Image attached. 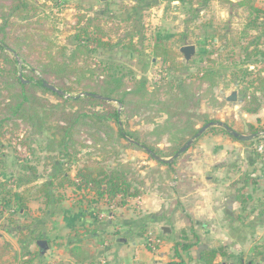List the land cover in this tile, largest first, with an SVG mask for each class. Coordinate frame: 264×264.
I'll list each match as a JSON object with an SVG mask.
<instances>
[{
	"label": "crops",
	"instance_id": "crops-1",
	"mask_svg": "<svg viewBox=\"0 0 264 264\" xmlns=\"http://www.w3.org/2000/svg\"><path fill=\"white\" fill-rule=\"evenodd\" d=\"M248 1L207 0L192 7L186 5V10L177 14L183 17L182 22L193 15L196 28L233 30L238 35L246 30L250 18ZM251 1L264 10V0ZM170 3L183 5L178 0ZM241 112L247 124L245 131L238 133L244 131L240 134L249 136V126L263 129L264 106L257 114ZM213 127L214 131L207 130L172 161V168L164 166L157 174L151 172L153 166L141 171L137 175L140 184L136 183L140 195L124 205L121 198L109 204L93 195L85 197L86 193H79L74 184L59 185L55 180L59 174L46 161L45 150L37 160L22 150V145L14 148L18 154L14 149L12 153L8 135L0 152V180L16 179L23 163L37 165L35 181L12 191L27 198L34 220L43 216L42 220L47 219L39 231L48 241L41 240L39 233L31 236L26 230L30 215L13 200L8 214L0 215L5 217L0 225L8 231L0 233V242L11 245L4 260L7 264H18V260L30 264L28 253L32 252L40 256L31 264H200L203 251L216 250L217 264H264V163L256 151L259 138L256 135L253 140L242 141L218 129L224 128L218 124ZM20 152L27 154L22 156L25 158ZM130 160L135 162L137 157ZM81 164L82 160L74 158L65 176L75 182ZM45 184L52 185L54 195L49 205L42 190ZM165 227L169 231H163ZM40 241H46L47 251H42ZM179 242L196 245L176 252L174 245ZM75 246L86 250L90 259L79 263L71 254Z\"/></svg>",
	"mask_w": 264,
	"mask_h": 264
},
{
	"label": "trees",
	"instance_id": "trees-1",
	"mask_svg": "<svg viewBox=\"0 0 264 264\" xmlns=\"http://www.w3.org/2000/svg\"><path fill=\"white\" fill-rule=\"evenodd\" d=\"M9 1L13 4L11 7L12 19L18 17L26 20L28 18L26 14L31 11L26 1ZM178 1L183 5L192 7L207 0ZM137 3L139 6L129 9L124 16H96L88 19L86 26L80 28L74 36L73 49L69 51L68 57L65 54V47L62 46L51 44L49 47L40 48V53L44 52L46 54L45 57L50 60V64L43 63V66L39 67L43 76L36 78L34 69L28 70L29 75L27 76L18 75V73L12 74V77L9 78L10 81L6 82V86L4 85V89L9 96L4 97L0 92L1 98L5 101L2 102L3 105L0 104V152L5 148L3 142L7 139V136H13L16 131H19L17 125L13 127L10 122H15V119L22 120L29 131L26 133L28 137L20 143L22 146L28 147V149L30 148L28 142L30 139L40 137L44 133L50 134L45 140L44 150L47 153L46 161L49 162L52 170L57 171L59 174L55 176V180H59V185L74 184L79 193H86L85 197L93 195L98 199H105L109 204H114L117 199L121 198L120 203L124 205L128 199L136 198L140 195V189L136 186V183H140L135 176L134 163L132 161L124 163L119 153L110 155V151L104 148H101L100 151L96 148L95 151L99 153L91 156L85 154V152L82 153L86 150L85 143L80 141L83 130L91 129L93 131L90 137L98 147H100L104 138H116L118 141L125 142L127 147L144 150L152 159V154L164 159L174 157L179 153L205 125L220 123L218 120H209L207 116L200 117L204 123L202 128H197L193 123V119L198 117L192 108H199L200 103L206 96L211 95L212 90L219 84L216 81L218 72L211 68V65L214 64L211 60H209L206 68L199 69L201 71L197 75L186 77V79L174 75L168 83L165 82L168 78H163L152 86L146 80H136L133 72L124 75L118 67L101 62L95 63L92 60L99 50L114 47L139 55L141 58L146 57L148 49L144 48L141 42H137L136 37H143L140 26L143 13L149 8L157 6L158 0H138ZM247 3L250 18L247 21L246 30H242L240 32L241 35L238 34V36L242 40L255 38L248 44V46L252 45L255 48L252 51L249 50L248 46L243 48L244 60L241 65L246 68L239 71L242 72V76H239L238 72L233 74L232 83L236 84L237 88H241L242 99L240 104L242 111L247 114H257L264 106V74H262L264 69L261 70L260 74L256 73V67L264 62V49L262 48L264 45L262 40V35L264 36V10L255 7L251 0ZM82 19L83 17L80 18L77 25L82 24ZM103 19H107V27L104 26ZM133 21L136 24V28H140L136 30L137 35L133 34L132 31L130 32ZM8 25L6 20L0 26V35L3 36V38L0 36V58H4L8 65L14 67L16 72V70H19V60L12 58L13 56L11 55V57L6 51L18 55V58L23 62L20 68L26 70L30 66L28 65L27 55L23 50L24 45H21L20 48L11 46L10 33L9 31L6 32L9 28ZM251 33L254 34L252 35ZM113 34L116 37H122L116 44H113L110 38L113 37ZM54 48L57 49L58 54L60 53L59 56L56 53H52ZM152 54L156 62H161L168 75L169 73L175 74L183 68V64L179 62L181 55H178L172 48L167 47L163 41L155 42ZM259 56L261 57L260 61L253 60L254 57ZM46 72L48 75H46ZM129 80L133 81L132 85H130L131 82ZM44 82L50 85L54 84L52 86L62 93L59 94L47 88ZM53 82L58 83L55 84ZM204 86L208 87L204 92L205 94L198 96ZM78 88L81 89L80 94L73 95ZM164 89L167 90L166 95H169L166 101H162L161 98V91ZM67 96L69 97L67 98ZM49 97H54L57 103L52 102ZM114 104L119 105L121 107L120 110ZM154 105L158 109H153ZM153 110L158 111L157 114L160 113L166 116V123L170 126H165V129L161 132L154 130L149 135H162L169 132L184 135V138L174 145L175 148L171 155L164 156L163 152L151 145L139 132H136L132 127H126L128 121L131 123L132 120ZM7 117L14 121L9 120ZM184 119H186L187 124L183 127L178 126L177 123H181ZM215 129V127H211L209 131H214ZM220 129L229 133L224 128ZM260 132H264V127L262 129L249 126V135H258ZM232 137L236 138L233 135ZM16 150L15 152L18 154ZM147 150H151L152 154L147 152ZM31 152L34 157L36 154L35 150L31 149ZM102 153L107 155L91 158L92 156L102 155ZM83 156L84 158H81ZM78 157L81 158L82 164L77 171L76 181L74 182L65 174L69 170L70 165H72L74 158ZM157 164L172 168L174 163L169 164L160 161ZM20 169L21 172L16 179L9 181L0 180V215L4 216L13 200H15V204L27 215H30L29 220L31 223L28 224L26 230L31 233L33 238L35 234L39 233L41 240L45 239L48 241V238L39 231V228L46 223L47 219L34 220L31 216L27 198L12 191L13 187L33 183L38 175V167L33 163H23ZM42 190L49 205L54 199L52 185L45 184ZM59 199L60 197L56 201H59ZM46 216H48V213H46ZM195 245L196 243L179 242L174 245V248L177 252L178 249L190 250ZM10 248V244L0 242V264H7L4 258L9 254ZM24 249L26 250V248ZM71 254L79 260V263L90 259L87 255L88 252L80 246L73 247ZM28 255L30 256V264L35 262L40 256L39 253L32 252H29ZM217 255L218 251L216 250H205L201 253L199 262L200 264H217L215 263Z\"/></svg>",
	"mask_w": 264,
	"mask_h": 264
},
{
	"label": "rangeland",
	"instance_id": "rangeland-1",
	"mask_svg": "<svg viewBox=\"0 0 264 264\" xmlns=\"http://www.w3.org/2000/svg\"><path fill=\"white\" fill-rule=\"evenodd\" d=\"M24 1H26V3L31 8V11L26 14L28 17L26 20H22L18 17L12 19L13 16L11 14V7L13 4L9 0H0V26H2L7 20L9 28L6 32L9 31L10 33V44L12 47L16 48H20L21 45H24L23 50L27 55V59L29 60L28 65L30 66L26 70H22L20 66L23 65V62L19 58V70H16L15 72L12 65H8L4 58H0V92L4 97L9 96L7 91L4 89V85L6 82L10 81L9 78L12 77V74L18 73V75L23 74L24 76H27L29 75L28 70L34 69V76L36 78H41V76H43L39 67H42L43 63L50 64V60L49 58L45 57L46 54L44 52L40 53V48L49 47L51 44L60 47L62 46L65 47V54L66 57H68L70 54L69 51L73 49L72 42L74 40V36L77 34V31L80 30V28L86 26L88 19L95 18L96 16H124L125 13H128L129 9L139 6L137 3L138 0ZM173 6H177V9H175ZM185 6L186 5H179L178 3L172 5L170 0H158L157 6L149 8L143 13V19L140 25L143 37L137 36L136 41L141 42L142 46L148 49V52H146V57L144 56L141 58L139 55L131 54L121 50L118 47H114L111 49L99 50L97 54L93 56L92 60H94L95 63L101 62L106 65L118 67L121 69L122 74L124 75L133 72L136 80H146L151 86L163 78H168V80L165 81L168 83L170 80H172L174 75L179 76L182 79L197 75L201 71L199 69L206 68V66H208L209 60H211L214 62V64L211 65V68H214L218 72L216 81L219 84L212 90L211 95L206 96L205 99L200 103L199 108H192L193 112L198 117L193 119V123L195 126H197V128H202L204 123L200 117L207 116L209 120H218L220 122L226 123L229 126L232 125L231 128L237 129H234L237 132L240 130L245 131L247 119L244 118L245 115L241 112L242 109L240 110L239 105V102L242 99L240 94L241 88H237L236 84L232 82L233 74H237L238 72L239 76L243 75L242 72H239L240 70L246 68L245 66L241 65L244 60V53L242 50L244 47H247L248 44H250L255 38L252 37L253 39L250 38L245 41L240 39L238 35L233 34V30H203L202 28H196L192 25L193 15L190 16V19H187L188 17H186V19H184L182 22L183 17L179 16L177 13L186 10ZM82 17V24L77 25L80 18ZM103 21L104 26L107 27V19H103ZM187 22H189V24H187ZM192 28H194V30H186ZM130 29V32L132 31L133 34L137 35L136 30H139L140 28L137 29L136 24L133 21ZM262 37L264 42V36L262 35ZM1 38H3V36H1ZM110 38L113 44H116L118 40L122 39L121 36L116 37L114 34L113 37ZM213 38H218L219 40L215 42ZM156 41H163L167 47L172 48L176 53H178V55H181L179 57V62L183 64V68H181L179 72H176L175 74L169 73L168 75V72L162 67L161 62L154 61L152 48ZM187 45H194L197 49L196 54L189 61H186L184 55L180 52V49ZM248 47L250 51L254 50L255 48V46L253 47L252 45H249ZM262 48L264 49V45ZM53 50L54 51L52 53L58 54L56 48ZM6 52L10 56L12 55V58L17 59L16 55L13 53H10L9 51ZM59 55L60 53L57 56ZM253 60L260 61L261 57H254ZM50 67L54 69L52 65H50ZM262 69H264V62L263 64H259L258 67H256V73L260 74ZM46 75H48L47 72ZM129 81L131 82L130 85H132L133 81ZM53 83L57 84L58 82ZM207 88V86H204L203 90L198 93V96L205 94L204 92L207 90ZM80 90L81 89L79 88L76 89L73 95H79ZM166 92V89L161 91L162 101H166L169 97V95H166ZM234 93L237 94L238 100L237 102H230L228 99ZM1 95L0 104L3 105L2 102L5 101L3 98H1ZM68 97L69 96H67V98ZM49 99L52 102L57 103V100H55L54 97H49ZM114 106L119 110L121 108L117 104H114ZM152 108L158 109V107L155 105ZM157 113L158 111L156 110L149 111L146 115H142L141 117L132 120L131 123L128 121L126 123V127H132V129H134L136 132H139V134L151 145L163 152L164 156L171 155L173 149L175 148L174 145L179 143V141L184 138V135L175 134L173 132L164 133L162 135H149L154 130L161 132L163 129H165V126H170L166 123L167 117ZM7 118L9 120L11 119L10 117ZM11 120L14 121L13 119ZM123 120H125V118H123ZM10 123L13 124V127H16L17 125L19 128V131H16L13 136H9V141L11 144L9 141H7L8 145L10 144L11 146L10 152L13 153L12 150L17 147V145H21L20 142L28 137L26 133L29 131V129L25 126L22 120L15 119V122ZM177 124L178 126L183 127L187 124L186 119ZM92 132L93 131L91 129L83 130L80 136V141L86 145V150H84V152L89 156L99 153L98 151H95L96 148L99 151L101 148H104L105 150L110 151V155L119 153L122 156V159L127 160V162L131 161V156L137 157V161L133 162V167L136 171V177L139 173H141V171H147V168H150L151 166H153L151 172L156 174L164 167L159 166L157 162L153 160L151 156L144 150L127 147L125 142L118 141L116 138H104L103 142L100 144V147H98L91 140L90 134ZM19 133L21 137L18 135ZM48 135V133H44L38 139H30L31 141H28L30 150L28 147L24 146L21 147L22 150H26L29 154H31V149H34L36 154L34 157L31 155L32 158H41V154H43L44 150L43 147L45 146V140ZM123 146L124 148H122ZM20 153L21 158H25L22 156L27 155L24 152ZM104 154L102 153V155L95 157L92 156L91 158L101 156L103 157ZM81 158H84V156ZM81 158H79V160H81ZM171 158L172 157L164 159L169 160ZM19 174L20 173H18L17 177H19ZM156 176L158 177L159 175ZM8 211L9 210L6 211V214H8ZM4 218L0 216V222L3 221ZM42 218H44V216L41 217V220ZM2 226L3 225H0V233L7 231V229ZM12 233H15V231ZM26 233L28 232L26 231ZM10 236L12 235L10 234ZM26 236L27 235H24V237ZM15 242L17 243L16 240ZM47 250L48 249H46V251ZM15 251L16 250L13 251V254H15ZM13 256L11 260L14 262L15 257L13 258ZM50 257L54 258L53 254H51ZM21 262H23V260ZM21 262L18 260V264H21Z\"/></svg>",
	"mask_w": 264,
	"mask_h": 264
},
{
	"label": "water",
	"instance_id": "water-1",
	"mask_svg": "<svg viewBox=\"0 0 264 264\" xmlns=\"http://www.w3.org/2000/svg\"><path fill=\"white\" fill-rule=\"evenodd\" d=\"M180 52L181 54L184 55V58L186 59V61H189L192 59V57L195 55L196 53V47L194 45H187V46H184L180 49ZM16 58L19 60L18 56L16 55ZM22 78V77H21ZM26 82V81H24ZM44 85L61 94L62 92L59 91L58 89H56L54 86L50 85V84H47L46 82H44ZM101 99H106V98H103V97H99ZM108 100V99H106ZM230 102H237L238 100V96L236 93L232 94L231 97L228 99ZM111 101V100H109ZM219 126L221 127H224L227 131H229L233 136H235L236 138H238L239 140H242V141H250V140H253L254 138H256V135H249V136H246V135H242L236 131H233L230 127H228L227 125H225L224 123H219L218 124ZM213 126H216L215 123H210V124H207L205 125L200 131L199 133L194 137L192 138L180 151L179 153H177L175 155V157L171 160H169L168 162L171 163L172 161H174L176 158H178L181 154L185 153L193 144L194 142L200 137L202 136L207 130H209L211 127ZM147 152H149L150 154H152V151L151 150H147ZM153 158H155L156 160L158 161H163L161 158H159L157 155L155 154H152ZM163 231H169L168 228H163ZM39 245L41 246V249L43 251H45L47 249V243L44 242V241H40L39 242Z\"/></svg>",
	"mask_w": 264,
	"mask_h": 264
},
{
	"label": "built area",
	"instance_id": "built-area-1",
	"mask_svg": "<svg viewBox=\"0 0 264 264\" xmlns=\"http://www.w3.org/2000/svg\"><path fill=\"white\" fill-rule=\"evenodd\" d=\"M257 137L259 138V143L256 146V151L261 156L264 163V132H260Z\"/></svg>",
	"mask_w": 264,
	"mask_h": 264
}]
</instances>
